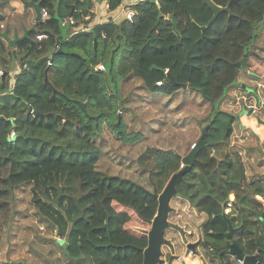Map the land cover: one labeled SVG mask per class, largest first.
Returning <instances> with one entry per match:
<instances>
[{"label":"trees","instance_id":"16d2710c","mask_svg":"<svg viewBox=\"0 0 264 264\" xmlns=\"http://www.w3.org/2000/svg\"><path fill=\"white\" fill-rule=\"evenodd\" d=\"M106 1L111 8L121 2ZM212 1L224 7L229 0ZM75 3L43 0L41 7L48 9V18L34 24L29 40L10 51L0 39L4 71L0 77V181L5 184L0 189L7 187L0 190V200L13 189L29 185L40 221L59 240L48 239L59 247L67 264H141V250L157 210L151 192L162 191L180 169L181 156L170 149H146L138 157L149 190L130 179L99 172L100 149L95 139L104 125L119 140L140 138L138 133H126L119 118L122 81L138 76L144 90L170 95L185 84L200 94L211 111L204 120L206 148L178 183V195L194 210L213 211L217 217L208 220L202 242L210 262L236 264L224 252L232 242L243 254L260 250L258 259L264 263V237L258 231L264 210L255 200V195L264 197V178L241 188L246 181L244 165L239 156L228 152L236 117L212 106L225 98L247 66L252 55L248 47L264 21V0H231L232 15L220 13L204 31L197 26H206L212 11L201 1L145 0L134 6L131 22L98 24L89 33L64 38L59 21ZM90 7L91 0H77L74 10L85 14ZM76 11L73 17L79 20ZM3 21L0 14V27ZM39 33L47 38L37 41ZM243 58L244 63L236 67ZM11 62L26 68L7 92ZM98 64L105 70L96 71ZM151 155L159 159L155 164L146 162ZM232 191L236 200L226 217L237 229L227 240L222 213Z\"/></svg>","mask_w":264,"mask_h":264},{"label":"rangeland","instance_id":"374dc122","mask_svg":"<svg viewBox=\"0 0 264 264\" xmlns=\"http://www.w3.org/2000/svg\"><path fill=\"white\" fill-rule=\"evenodd\" d=\"M96 1L101 3L100 0ZM59 28L64 38L70 35L69 26L59 25ZM255 37L248 47L252 54L251 59H248L250 62L264 54V21L255 30ZM141 85L138 76L122 81L119 85L120 121L126 133H138L140 138L133 142L119 140L113 130L104 125L95 139L100 149L96 168L99 172L130 179L151 190L147 174H141L138 157L146 149H170L181 156L186 155L199 138L201 125L209 116L211 106L190 88L178 89L170 95L148 92ZM227 93L224 101L213 103V109L232 113L236 117L234 132L230 137V142L234 144L232 149L242 152L245 162L248 160L250 169L254 170L257 167L254 164L258 165L264 156V118L263 124L256 129L258 117L249 116L248 111L237 110L233 106V97H228ZM242 118L251 123L247 124ZM241 124L244 125L243 129H240ZM158 160L156 155H151L146 162L155 164ZM4 185L0 181V186ZM31 196L30 186L23 185L13 189L5 200H0V263L67 264L59 247L48 239H56V233L40 221L31 203ZM180 240L172 248L163 246L161 257H165L167 250H173L174 256L180 254L177 248H180L179 244L185 243L186 238L180 236ZM203 263L209 264L206 261Z\"/></svg>","mask_w":264,"mask_h":264},{"label":"crops","instance_id":"0c3cea01","mask_svg":"<svg viewBox=\"0 0 264 264\" xmlns=\"http://www.w3.org/2000/svg\"><path fill=\"white\" fill-rule=\"evenodd\" d=\"M0 1H3V0H0ZM0 14L4 17V21L2 23H4L5 26L8 25L10 27L11 34H12L13 27H15L19 35H21L23 26L26 28H30L34 26V22H33L34 15H33L32 10L27 9L24 11L22 8V5L18 1H12L9 6H4L0 8ZM0 39L4 42L8 50L12 51L13 49H15L16 45L15 47L10 48L2 38ZM250 59L251 57L249 58V60ZM249 60H248L247 66L245 67L244 70L240 71L236 82L228 90V93H227L228 97H233V100H234L233 106L237 108V110H240L241 112L243 110L247 111L245 109V105L248 102H253L254 99L259 94L264 95V87H261V88L257 87L258 83H260L261 85H264V78L260 76V72L262 70V61L264 60V54L261 57H257L254 60H251V62ZM9 67H10L9 83H11L15 79V76L19 73L20 66L16 62L14 63L11 62ZM257 67L259 68V70L256 69ZM249 116L258 117L257 124L255 126V128L258 129L259 126L263 124L262 121L264 118V110H262L259 114H256V115L249 114ZM242 121H247V120L242 118ZM250 123L251 122L248 120L247 124H250ZM243 128H244V125L241 124L240 129H243ZM233 132H234V124H233L232 133ZM233 145L234 144H232L229 141L228 152H230V154H233V155L236 154L237 156H239L241 162L244 165L246 182L251 183V181H254L255 179H258L260 177L264 178L263 158L260 160L261 162H259L258 165L254 164V167L257 166L254 170L250 169L249 161L247 160L245 162L244 157L242 156V152H240L239 150L232 149ZM255 200L260 203L261 208L263 209L264 208V197L258 194V195H255ZM170 206L173 209V211L168 215L169 222L177 224L182 229L183 234H184V239L186 238V241L184 244H179L178 247L180 248H177L181 252L180 254L174 256L173 254L175 253L173 252V250L171 252H168V250L166 251L165 258L167 260V263L168 264H182V263L177 262L176 257H183L184 258L183 264H204L203 261H206L209 264H218L217 260H214L212 262L209 261V259L205 255V250L202 244V242L204 241L203 238L207 236L205 233V226L207 225L208 220L210 218L212 219L217 218L216 215H214V212L213 211L211 212L196 211L189 206L186 200H183L179 196L172 198V201L170 202ZM220 215H221V212H220ZM195 225L197 227H195ZM260 226L261 228L258 230L259 235L264 237V225L261 224ZM209 231L211 232V230ZM180 236L181 234L179 233L178 230H175L173 228H168L166 230L165 238L170 241L171 245L167 247L172 248L173 245H178L177 244L178 241L181 242ZM188 243L196 244L195 249H194L195 255L193 256H187L185 254L186 244ZM254 254L258 258L259 252H256ZM229 257L234 258L236 264H238V262L236 261L237 259L235 257H233L230 254H229Z\"/></svg>","mask_w":264,"mask_h":264},{"label":"water","instance_id":"95a60500","mask_svg":"<svg viewBox=\"0 0 264 264\" xmlns=\"http://www.w3.org/2000/svg\"><path fill=\"white\" fill-rule=\"evenodd\" d=\"M12 1H18L22 5L24 11L27 9L32 10L34 15L33 18L34 24L40 22L41 20L40 8L43 0H3L0 1V8L4 6H9ZM199 1H201L202 4L206 5L212 11V17L206 23V26H197L201 31H204L207 27L211 26L220 13H227L229 14V16L232 15L230 11L231 0H229L227 5L224 7L216 5L212 0H199ZM75 4L71 6V10L68 14L69 16L73 14ZM171 20L174 29L176 30V21L173 18H171ZM33 30H34V26L30 28H26L23 26L22 34L19 35L17 29L13 27L11 34L10 27L8 25L6 26L4 25L3 28L0 27V38H2L10 48H13L17 43L24 40H29L30 39L29 34ZM244 61H245L244 58L241 59L239 62L235 64V66L240 67ZM163 72L167 74V71H163ZM170 81L174 85H178V83H175L172 78H170ZM180 86L183 89L186 88L185 84H182ZM80 105L82 108H84L83 104ZM201 126L202 129L199 138L193 144V146L190 147L189 152L181 157L180 169L170 176V178L168 179L167 183L165 184L161 192L158 193L156 192V190H153L151 192V195L157 200V210L155 216L150 221V228L147 231L146 247L141 250L142 252L141 264L161 263L160 257L162 254V247L171 245L170 241L165 238L166 230L168 228H173L175 230H178L182 236V239H184V234L182 229L177 224L171 223L168 220L169 213L173 211V209L170 206V200L174 197L179 196L177 192L178 183L183 180V177L186 173L191 171L197 159V154L199 153V151L206 148L203 138L208 130V125L205 122ZM262 158L264 160V156ZM222 217L225 219L227 223V231L224 233V237L227 240H230L237 228L233 227L229 218H227L224 213H222ZM60 243L63 244V241L60 240ZM195 245H196L195 243H188L186 244V248L194 250ZM224 252L229 253L237 260H242L243 264H263L261 261L258 260L255 254H246V255L243 254L239 250L238 246L232 242L229 244V247L224 250ZM258 252H260V250H258Z\"/></svg>","mask_w":264,"mask_h":264},{"label":"built area","instance_id":"2783aa9c","mask_svg":"<svg viewBox=\"0 0 264 264\" xmlns=\"http://www.w3.org/2000/svg\"><path fill=\"white\" fill-rule=\"evenodd\" d=\"M145 0H121V2L115 7L111 8L110 4L106 0H101V3L96 0H91V7L87 13H82V10H74L79 14L80 19L76 20L75 17H73V14L71 16H65L59 21V25L62 26H69L71 28V34L74 33H89L93 26L98 24H113L115 22H120L122 20L125 21H132L135 16V10L134 6L144 2ZM41 12V23H44L48 18V9L47 8H40ZM3 28V26H1ZM47 38L46 33H39L35 36V39L37 41H41ZM47 65H51V62L48 61ZM26 68V65L23 64L20 66V70H23ZM96 71H104L105 67L102 64H98L95 68ZM4 76V71L2 67L0 66V77ZM260 76L264 78V60L262 61V70L260 72ZM15 80V79H14ZM13 82L9 83V88L7 92H10L14 85ZM157 85H161V82H158ZM258 88L264 87V85H261L260 83L257 84ZM1 96V94H0ZM245 109L248 111L250 115H256L259 114L262 110H264V95L259 94L253 102H248L245 105ZM32 113V111H31ZM14 119H12L13 121ZM14 136V132H10V138ZM193 146V145H192ZM247 185L246 181L242 182L241 188H244ZM236 200V192L232 191L228 194V197L225 202V206L223 208V213L225 215L229 214L231 212V209L233 208V203ZM264 210V208H263ZM262 223L264 225V219H262ZM57 240H59L57 238ZM185 254L187 256H193L195 255V250L186 248ZM161 263L160 264H168L166 258L160 257ZM177 262L184 263L183 257H176ZM238 264H243L242 260H236ZM264 264V263H263Z\"/></svg>","mask_w":264,"mask_h":264}]
</instances>
